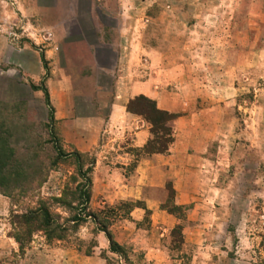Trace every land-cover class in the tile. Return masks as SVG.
<instances>
[{
	"label": "rangeland",
	"instance_id": "374dc122",
	"mask_svg": "<svg viewBox=\"0 0 264 264\" xmlns=\"http://www.w3.org/2000/svg\"><path fill=\"white\" fill-rule=\"evenodd\" d=\"M152 76L153 96L123 94ZM139 95L177 117L152 130L127 109ZM115 103L131 114L120 132ZM172 138L198 198L175 204L167 182L177 222L156 242L173 264H264V0H0V264H139L156 243L150 213L134 220L142 200L113 183ZM195 204L207 215L191 232ZM40 205L52 224L23 223Z\"/></svg>",
	"mask_w": 264,
	"mask_h": 264
},
{
	"label": "crops",
	"instance_id": "0c3cea01",
	"mask_svg": "<svg viewBox=\"0 0 264 264\" xmlns=\"http://www.w3.org/2000/svg\"><path fill=\"white\" fill-rule=\"evenodd\" d=\"M101 63V67L106 68V65L103 62ZM153 80L155 79L152 76L149 80L133 81L129 85L125 86L123 94L126 95V98L136 94H147L149 96H153ZM123 108L122 104L120 105L115 103L111 106L109 111L107 126L112 127L115 125L117 132L121 131V129L119 130V128H117V125H119L122 130H126L130 125L129 122H131H126V120L123 122L122 113H126ZM145 124L146 123L138 125L137 129L134 130V135L132 137L133 145L138 148L145 145L150 135L149 128ZM187 142L190 144L189 140ZM206 143H208V141H206ZM185 149V143H178L175 140L172 142L166 153L143 154L131 173L129 180L121 181L119 184L113 183L117 186V193L113 196H117L121 199H133L138 197L142 200L143 207H135L130 214L133 216L134 220H139L142 217L141 212H143L145 208L149 210L152 226L150 228V235L153 239H155V242L159 236H163L164 233H166L169 228L177 222V219L173 216V214L168 212L163 206L165 201L162 196L167 190V182L172 180L171 188L173 190L175 204L187 205L198 198L196 197V185L187 181L183 175V169L187 163L188 157L192 158V154H187ZM193 156V158L196 159L197 154H194ZM119 169L120 168L115 167L112 172L114 174H119ZM105 186H109L110 188L111 185L106 183ZM111 188L113 191L116 190V188ZM151 191H155L157 193H151ZM115 197H111L110 200H114ZM204 206L207 207L208 205L204 204ZM196 208H198V204H195L191 213L183 219V221L186 222L185 226L189 227L191 232V225L198 219L203 220L204 216L207 215V211H201V216H199V212L194 215L193 213L197 210ZM178 221L180 222V220ZM138 230L142 232L148 231L141 226H139ZM149 247L148 252L145 253L144 258L139 264H173L167 250L165 251L164 248L158 244V242L149 245Z\"/></svg>",
	"mask_w": 264,
	"mask_h": 264
},
{
	"label": "trees",
	"instance_id": "16d2710c",
	"mask_svg": "<svg viewBox=\"0 0 264 264\" xmlns=\"http://www.w3.org/2000/svg\"><path fill=\"white\" fill-rule=\"evenodd\" d=\"M41 61L43 62V65L46 66V61L44 59L43 54H41ZM45 102L47 105H49L48 95L45 98ZM127 109L128 111L132 113H136L138 115L143 116L151 124L152 130L156 129L157 127H160V124H162L163 122L169 123V122L174 121V119L177 117L176 114H173L166 110L158 108L155 101L143 95H139L135 97L134 99H132L128 103ZM50 112H53L52 107H50ZM172 141H173V138L170 140V142ZM165 151H167V147H161V146L156 147L153 145L150 148L148 144H146L144 148L145 154L163 153ZM86 180L90 182L88 178H86ZM88 201H89V192H86V193L84 192V199L81 203V206H82L81 210L83 211L86 210V204L88 203ZM88 215L89 214H86L85 216H88ZM19 217L22 219L23 223H27L30 226L35 225V224H38L39 226L40 225L48 226V225H51L53 222L48 208L44 205H40L37 208L29 209L28 211L22 213ZM79 218L80 217L76 218L75 220H78ZM103 231H105V233L107 234V237L111 244V248L112 246L118 248V249H111V251L116 252L117 250H119L120 252H122L121 246L116 241L113 240L109 231H107L106 229H104Z\"/></svg>",
	"mask_w": 264,
	"mask_h": 264
}]
</instances>
